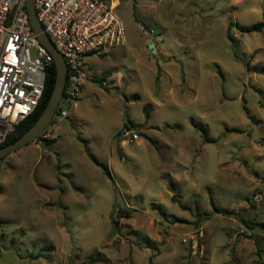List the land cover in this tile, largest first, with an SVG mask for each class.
Returning a JSON list of instances; mask_svg holds the SVG:
<instances>
[{
    "label": "rangeland",
    "instance_id": "rangeland-1",
    "mask_svg": "<svg viewBox=\"0 0 264 264\" xmlns=\"http://www.w3.org/2000/svg\"><path fill=\"white\" fill-rule=\"evenodd\" d=\"M109 1L126 46L0 159V264H264V0Z\"/></svg>",
    "mask_w": 264,
    "mask_h": 264
},
{
    "label": "built area",
    "instance_id": "built-area-1",
    "mask_svg": "<svg viewBox=\"0 0 264 264\" xmlns=\"http://www.w3.org/2000/svg\"><path fill=\"white\" fill-rule=\"evenodd\" d=\"M33 4L66 66L60 110L52 119L60 122L89 80L86 57L125 47V30L109 0H33ZM52 63L29 25L26 0H0V145L39 105ZM125 136L131 142L139 139L135 132L127 131Z\"/></svg>",
    "mask_w": 264,
    "mask_h": 264
},
{
    "label": "water",
    "instance_id": "water-1",
    "mask_svg": "<svg viewBox=\"0 0 264 264\" xmlns=\"http://www.w3.org/2000/svg\"><path fill=\"white\" fill-rule=\"evenodd\" d=\"M26 12L29 25L38 43L51 55L55 67V78L52 92L48 102L34 124L17 140L0 148V159L7 157L18 149L33 143L37 137L50 125L58 104L63 95L66 82V66L62 55L55 49L48 36L45 34L42 25L37 19L33 0H26ZM147 49L156 56V50L151 40L147 42Z\"/></svg>",
    "mask_w": 264,
    "mask_h": 264
},
{
    "label": "trees",
    "instance_id": "trees-1",
    "mask_svg": "<svg viewBox=\"0 0 264 264\" xmlns=\"http://www.w3.org/2000/svg\"><path fill=\"white\" fill-rule=\"evenodd\" d=\"M262 21L258 22L256 24H254L251 27H240V31L241 32H260L264 29V13L262 16ZM54 78H55V67L54 64L52 63L51 66L48 68L47 70V76H46V82H45V88H44V92H43V97L39 103V105L37 106V108L35 109V111L29 115L14 131V133H12L7 139L6 141L0 145V148L3 146H6L7 144L14 142L15 140H17L19 137H21L33 124L34 122L38 119V117L41 115V113L43 112L49 96L52 92L53 89V84H54ZM60 108L57 109L56 113L57 114L59 112ZM228 132H236V133H241L240 130L238 129H227ZM204 135L206 136V133L204 131ZM207 141H210L207 137H206Z\"/></svg>",
    "mask_w": 264,
    "mask_h": 264
},
{
    "label": "crops",
    "instance_id": "crops-1",
    "mask_svg": "<svg viewBox=\"0 0 264 264\" xmlns=\"http://www.w3.org/2000/svg\"><path fill=\"white\" fill-rule=\"evenodd\" d=\"M147 42H148V40H147ZM151 42H152V41H151ZM152 43H153V42H152ZM153 44H154V43H153ZM146 47H147V45H146ZM154 48H155L156 52H158V53H159V49H157V47H156V45H155V44H154ZM87 83H88V82H87ZM87 83H86V84H87ZM86 84H85V85H86ZM85 85H84V87H85ZM84 87H83V89H84Z\"/></svg>",
    "mask_w": 264,
    "mask_h": 264
}]
</instances>
